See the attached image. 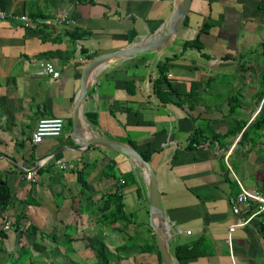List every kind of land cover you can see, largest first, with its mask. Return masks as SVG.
Instances as JSON below:
<instances>
[{"label":"crops","instance_id":"crops-1","mask_svg":"<svg viewBox=\"0 0 264 264\" xmlns=\"http://www.w3.org/2000/svg\"><path fill=\"white\" fill-rule=\"evenodd\" d=\"M174 1L0 0V11L8 16L0 19V178L11 191L0 213V264L9 252L17 255L20 239L26 247L37 240L32 252L40 250L21 264L161 261L151 250L155 237L142 169L114 150L77 149L71 108L87 56L152 34L168 19ZM62 13L73 22H56ZM186 19L159 50L108 62L94 73L82 105L85 130L129 143L138 152L152 151L172 254L177 245L191 246L201 238L205 253L186 264H264L262 225L228 230L238 218L230 197L241 186L264 193V130L254 144L243 134L262 106L255 95L264 68V0H191ZM211 20L217 23L200 33V49L183 47ZM250 43L263 59L239 66L251 54L243 53ZM188 48L204 60L190 57ZM43 61L59 76L42 73ZM163 63L169 84L186 96L169 94L166 102L156 96L153 80ZM235 103L244 114L236 115ZM41 117L63 118V132L33 143L31 133ZM243 120L234 135L211 141L210 130L222 134ZM56 160L72 168L61 169ZM222 162L235 171L226 173ZM26 170L37 171L35 180L25 179ZM101 244L106 261L98 255Z\"/></svg>","mask_w":264,"mask_h":264},{"label":"water","instance_id":"water-1","mask_svg":"<svg viewBox=\"0 0 264 264\" xmlns=\"http://www.w3.org/2000/svg\"><path fill=\"white\" fill-rule=\"evenodd\" d=\"M191 0H175L168 19L152 34L140 37L138 41L114 51L97 54L88 59L82 69L79 89L75 95L71 108L72 138L77 144V149L82 150L89 145L100 146L106 149L120 152L129 157L138 165L148 182L149 188V217L150 226L153 229L155 241L160 253L162 264H180L173 256L168 242L169 222L164 216L159 202V190L156 174L150 163L131 144L110 139L102 135L86 132L87 124L82 116L83 100L90 88L94 73L104 64L122 58H127L139 53L151 50H159L168 41L173 40L181 26L184 25ZM61 148L51 154L54 155Z\"/></svg>","mask_w":264,"mask_h":264},{"label":"trees","instance_id":"trees-1","mask_svg":"<svg viewBox=\"0 0 264 264\" xmlns=\"http://www.w3.org/2000/svg\"><path fill=\"white\" fill-rule=\"evenodd\" d=\"M185 21H187V19ZM213 23H217V21L214 22V20H211V21L205 23L204 26L200 29V31L196 37H194L191 40L184 41L183 47L195 46L198 49H200L201 48V41H200L199 35L201 32H206L212 26ZM90 56H93V54L88 55L87 58H90ZM166 70L167 69H166L165 63L158 66L157 76L153 80V90H154V93L156 94V96L163 102L167 101L166 96L169 94H173V95H176L178 97L186 96V95H183V94L177 92L175 89L172 88V86L169 84V79L166 76ZM259 82H260V89H259L258 93L255 95V97H256L257 103L262 101V106H261L259 112L255 115V117L251 121V123L243 131V134L248 136V140L249 141L251 140V142L253 144L255 143V141L259 137H261L262 130H264V68L260 72ZM165 85L168 86L167 89H165ZM233 97L236 98L235 95ZM237 102H238V100H237ZM87 117L90 121H92V122L95 121V117L92 114L87 113ZM245 122H246L245 120L238 122V126H239L238 128H234L231 131L228 130L222 134L217 133L214 130H210L209 133L211 136V138H210L211 141L217 140L219 143H221L222 142L221 140L223 138L228 137L230 135H234L238 130H240V128L245 124ZM194 138H195V135L190 139L189 145H191L194 142ZM139 153L146 160H149L152 151L145 150V151H141ZM221 168L226 173H228L229 170L226 168V166L224 165L223 162L221 163ZM37 171L40 172L41 168H39ZM77 178H79V180L82 181V185H86V181L83 179V177L81 176L79 171H77ZM10 199H11V191L8 187V184L5 181V179L0 178V213L4 212L6 210V207L9 203ZM117 208L120 209L121 206H119ZM118 218H119V216H115L114 221H116ZM262 227H264V225ZM33 228H35V227H33ZM32 231L34 232V234H36L38 232V229L35 228V229H32L31 232ZM1 234H3V233L0 229V237H2ZM43 235L44 234L41 233L40 237L45 238ZM19 242L21 243V247L17 250V252H18L17 255L15 256L13 253L11 254V252H9V259L11 257L12 258L10 260L8 259L5 264H21L27 257L33 256V255L39 256L40 250H38V253H37V251L35 253L32 252L36 248L33 246H36L37 240L34 241L33 245L32 246L30 245V247H26L25 242H23L21 239L19 240ZM205 246L206 245L204 244V242L202 241L201 238L199 240L195 241L191 246L184 245V244L177 245L173 251V256L175 257V259L180 264H186L185 259L197 258L198 256H201L202 254H204L205 253V251H204ZM97 250L99 253L98 255L100 257H102L104 259V261H106L107 258L105 257L104 245H102V244L100 246L98 245ZM151 250H155L157 252V254L160 256L158 247H157L154 239L152 242ZM31 264H32V262H31ZM156 264H161V261L159 260V262Z\"/></svg>","mask_w":264,"mask_h":264},{"label":"built area","instance_id":"built-area-1","mask_svg":"<svg viewBox=\"0 0 264 264\" xmlns=\"http://www.w3.org/2000/svg\"><path fill=\"white\" fill-rule=\"evenodd\" d=\"M92 2H105V1H117L124 0H85ZM7 14L0 11V19H6ZM54 20L58 23L66 22L71 23L67 13L56 15ZM40 70L42 73L51 75L52 77H58L59 72L56 71L53 65L48 61L40 62ZM64 128V119L60 117H41L37 120L34 130L31 133V141L33 143L40 142L45 137H57L62 134ZM55 164L61 168H72V165L63 162L62 160H56ZM25 179L33 181L36 178V170H26ZM230 207L234 214L238 216L237 220L229 225V232L234 231L237 228L244 227L250 223L258 222L259 225H264V193L258 188L246 189L241 186V190L230 197ZM190 233V230H187Z\"/></svg>","mask_w":264,"mask_h":264},{"label":"rangeland","instance_id":"rangeland-1","mask_svg":"<svg viewBox=\"0 0 264 264\" xmlns=\"http://www.w3.org/2000/svg\"><path fill=\"white\" fill-rule=\"evenodd\" d=\"M241 41H239V43H240ZM249 47L245 50V51H243V53H244V55H247L248 53H251V54H248L249 56H246V57H244L243 58V60H240V64H239V66H244V67H246L247 66V64L248 63H250L251 62V58L252 59H254V60H257L256 58L257 57H259V58H261V59H263V57H262V55H260V54H258L257 55V53H255L257 50H258V48L256 47V45L254 44V43H250L249 45H248ZM239 48H240V50H242L241 49V43L239 44ZM207 51V50H206ZM209 52V51H208ZM252 53H255L254 55L252 54ZM188 54H189V56L190 57H194L195 59H197V60H200V61H202V60H204V56H201L200 57V55L198 54V52H197V49H193V48H188ZM250 57V58H249ZM256 57V58H255ZM259 60V59H258ZM261 61V60H260ZM240 97H241V95H240ZM240 99V98H239ZM241 100V99H240ZM242 108V106L240 105V106H238L236 103H235V106H234V109H235V111H236V115H238L239 113H243L244 114V112H243V109H241ZM238 109H239V111H238ZM234 112V111H233ZM233 115H235V113L233 114ZM229 170L231 171V170H233V171H235L233 168H229ZM102 172H103V170H102ZM102 172H101V174H102ZM86 173V172H85ZM100 174V172H99V175H101ZM239 192V191H238ZM237 192V193H238ZM237 193H235V194H237ZM18 253V252H17ZM83 264H87V262L86 263H83ZM90 264H98L97 262H91Z\"/></svg>","mask_w":264,"mask_h":264},{"label":"clouds","instance_id":"clouds-1","mask_svg":"<svg viewBox=\"0 0 264 264\" xmlns=\"http://www.w3.org/2000/svg\"><path fill=\"white\" fill-rule=\"evenodd\" d=\"M261 102H262V101H261ZM261 104H262V103H261ZM259 110H260V109H259ZM259 110L257 111V113L259 112ZM257 113H256V114H257ZM256 114H255V115H256Z\"/></svg>","mask_w":264,"mask_h":264}]
</instances>
